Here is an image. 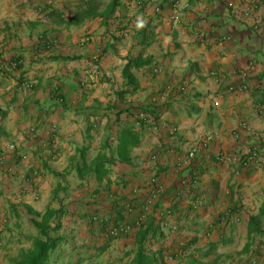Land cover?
<instances>
[{
  "label": "crops",
  "instance_id": "0c3cea01",
  "mask_svg": "<svg viewBox=\"0 0 264 264\" xmlns=\"http://www.w3.org/2000/svg\"><path fill=\"white\" fill-rule=\"evenodd\" d=\"M185 1L0 0V264H264V0Z\"/></svg>",
  "mask_w": 264,
  "mask_h": 264
},
{
  "label": "built area",
  "instance_id": "2783aa9c",
  "mask_svg": "<svg viewBox=\"0 0 264 264\" xmlns=\"http://www.w3.org/2000/svg\"><path fill=\"white\" fill-rule=\"evenodd\" d=\"M167 3L170 4L171 9H172V18L176 21L178 16L181 14L182 10L184 8L187 7V2L185 0H165ZM230 6H234L233 2H230ZM157 10H160V7L157 8ZM234 13L239 15L240 14V10L234 8ZM246 14H249L248 12H246ZM262 32L264 33V30L262 29ZM89 40V38L87 37L85 39V41ZM20 65V61L19 60H13V61H8L6 62H2L0 61V74H2L4 72V70L7 69H14L16 67H18ZM254 66V62L251 61L249 63V67L252 68ZM211 75L216 76L217 72L216 71H212ZM249 75V71L248 70H242L240 72V76H242L243 78H247ZM25 85H30V84H25ZM85 82H82L81 86L84 87ZM247 84L246 83H242L241 85L238 86H230V90H236V89H240V90H246L247 89ZM173 89V86L168 85L165 88V92H169ZM166 93H163L160 96V100L161 101H166L167 97H166ZM140 118L145 119L146 115L145 113H141L140 114ZM244 128L246 129V131L249 134H252L254 136L258 135V133L250 126L244 125ZM212 139V135H207L204 140H202V145L206 146L209 141ZM7 150L10 152H18V145L16 143H9L7 146ZM264 152V143H261L260 145L257 146H252L248 149H246L245 151H242L239 154H234L228 157V159L233 162V164L239 166H243L246 164H250L253 163L255 161H257L261 154ZM22 159H25L27 156L23 153L20 154ZM195 155V149L191 150L188 154V158H192ZM11 170V169H9ZM151 188H150V198L148 199V201H146L142 207H141V213L139 215V217L136 219L135 224L138 226H141L145 223L147 217L149 216V214L152 211L153 208V201L158 198V196L160 195V193L162 192V189L156 185L155 180L153 179L151 181ZM126 209L131 212L133 210V206L131 204H128L126 206ZM98 217L94 216L93 217V221H98ZM9 219L7 217L6 214H0V232H2L5 228V226L7 225ZM130 229V226L127 222H119V223H111L109 225H106L105 230L103 231L104 234H106L108 237L110 238H119L121 236H123L124 234H126ZM169 259H173V254L169 253L167 256Z\"/></svg>",
  "mask_w": 264,
  "mask_h": 264
},
{
  "label": "trees",
  "instance_id": "16d2710c",
  "mask_svg": "<svg viewBox=\"0 0 264 264\" xmlns=\"http://www.w3.org/2000/svg\"><path fill=\"white\" fill-rule=\"evenodd\" d=\"M119 222H123V221L119 219L113 221V223H119ZM40 225L42 227L41 232L46 235L48 233L47 232L48 227L46 228V225H42V224ZM38 247L40 249L38 254L29 253L25 255L22 261L20 262V264H41L42 259L45 257L47 251L49 250L50 247L49 240H39Z\"/></svg>",
  "mask_w": 264,
  "mask_h": 264
}]
</instances>
